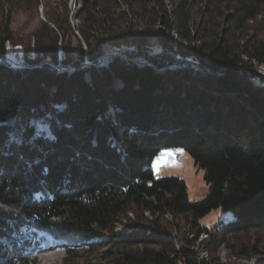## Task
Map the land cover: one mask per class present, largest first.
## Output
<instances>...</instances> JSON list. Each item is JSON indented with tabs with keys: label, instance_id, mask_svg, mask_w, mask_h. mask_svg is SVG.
I'll return each mask as SVG.
<instances>
[{
	"label": "trees",
	"instance_id": "16d2710c",
	"mask_svg": "<svg viewBox=\"0 0 264 264\" xmlns=\"http://www.w3.org/2000/svg\"><path fill=\"white\" fill-rule=\"evenodd\" d=\"M169 1L83 0L77 32L87 51L71 49L68 21L53 19L20 69L5 61L13 38L0 28L1 264L29 256L2 254L1 241L53 243L69 255L113 246L109 264H221L220 245L264 230V79L245 59L264 63V43L236 44L223 27L241 32L264 0H205L198 28L193 0ZM114 51L121 56L106 65H85ZM37 118L50 135L37 133ZM173 148L204 170V199L191 202L181 178L155 177L153 160ZM214 210L229 214L215 230L201 224ZM165 218L183 219L186 235H172ZM123 220L128 234L93 241ZM239 252L264 255V246Z\"/></svg>",
	"mask_w": 264,
	"mask_h": 264
},
{
	"label": "rangeland",
	"instance_id": "374dc122",
	"mask_svg": "<svg viewBox=\"0 0 264 264\" xmlns=\"http://www.w3.org/2000/svg\"><path fill=\"white\" fill-rule=\"evenodd\" d=\"M179 2L180 0H174ZM205 0H193L192 11V25L193 27H199L202 20V9L204 7ZM166 4L170 7L172 4L169 0H165ZM97 3L102 7L106 5L105 0H97ZM108 7V5H106ZM111 8V6H109ZM83 10V0H17L12 5H8L4 0H0V28L1 30L8 31L10 37L13 38L12 42L6 43V59L5 61L10 63L15 68H26L28 63L26 57L29 59H35L37 54L35 52L36 39L41 35V31L45 25H49L53 28L54 25L49 23L50 20L58 19L64 27L66 20L71 30L67 32L65 42L68 43L71 49H77L82 46L85 51L86 46L83 37L77 32V29L81 26L78 17ZM112 10V8H111ZM122 10H128L123 7ZM113 11V10H112ZM119 19V18H118ZM144 24V23H141ZM141 26L140 24H136ZM82 27V26H81ZM224 28L232 29L229 37L234 40V43L238 44L240 40L246 41L248 38H255L257 43H264V9L261 16L253 23L248 24L244 29L239 32L236 31L235 26H229L223 24ZM69 29V28H68ZM67 29V30H68ZM174 42L180 46L186 47L183 43L172 35ZM59 60H64L65 53L62 49L61 38L59 40ZM114 56L120 55L119 53L109 52ZM106 54V55H108ZM105 55V56H106ZM104 56V57H105ZM249 61V64L253 66L257 75L264 79V63L258 61H250L249 58H245ZM50 63L49 60L45 61ZM108 60L104 63L96 64L95 66L106 65ZM91 62L86 59L85 65ZM88 66V65H86ZM172 66V65H171ZM177 65L171 67L176 68ZM184 65H182L183 67ZM60 69H71L57 66ZM192 68L202 70L198 65H191ZM34 127L37 129V133L40 135H50L49 124L47 121L41 118L32 120ZM152 169L156 178L164 177H178L185 180L188 187L189 200L196 202L204 199L209 191V187L204 178V170L195 165L192 156L181 148L165 149L163 150L152 162ZM2 208V206H0ZM147 217H150L147 214ZM229 214H225L221 210H214L201 220V224L210 229H217L220 226V221L226 220ZM152 218L150 217V220ZM145 224H149L148 221H144ZM128 221L123 220L118 223L114 233H101L98 239L93 241H108L112 237L121 238L129 233ZM161 225L167 227L171 225V234L174 236H184L187 233V226L183 219L173 220L172 218H165L161 221ZM241 241H230L226 245H220L214 253V257L218 259L221 264H264V255H242L239 251L241 248L249 249L257 241L262 242L264 246V230L260 233L252 232L249 234H241ZM207 236H202L199 240L204 241ZM199 243L195 246V249L199 247V251L202 256L207 257V253L201 251ZM1 244L6 247V250H1L2 254L8 256L9 253L17 254L19 250L27 249L29 256L27 262L23 264H109L110 255L115 251L113 246H109L107 249L99 250L93 253L87 251H80L74 255H69L64 248L59 245L47 243L40 245L38 242H32V245L26 246L16 243L15 247H11L7 242L1 241ZM98 249V248H97ZM18 250V251H17ZM250 253V252H249ZM252 253V252H251ZM210 254V253H209ZM2 263L0 259V264Z\"/></svg>",
	"mask_w": 264,
	"mask_h": 264
},
{
	"label": "water",
	"instance_id": "95a60500",
	"mask_svg": "<svg viewBox=\"0 0 264 264\" xmlns=\"http://www.w3.org/2000/svg\"><path fill=\"white\" fill-rule=\"evenodd\" d=\"M116 53H119V52H117L116 51ZM120 55H117V56H121V53H119ZM112 56H114V55H112V54H108V55H106L105 57L103 56L99 61H98V63L97 64H101V63H104L106 60H108L110 57H112ZM138 62L139 63H142V64H146V65H149L148 63H144V62H142V61H140V60H138ZM86 65H88V66H92V65H96V64H92V63H90V64H86ZM174 65H176V64H174ZM174 65H172V66H169V67H163V68H159V69H169V68H171V67H173ZM60 69V68H59ZM60 70H71V69H60Z\"/></svg>",
	"mask_w": 264,
	"mask_h": 264
},
{
	"label": "bare ground",
	"instance_id": "6f19581e",
	"mask_svg": "<svg viewBox=\"0 0 264 264\" xmlns=\"http://www.w3.org/2000/svg\"><path fill=\"white\" fill-rule=\"evenodd\" d=\"M205 253V252H204Z\"/></svg>",
	"mask_w": 264,
	"mask_h": 264
}]
</instances>
